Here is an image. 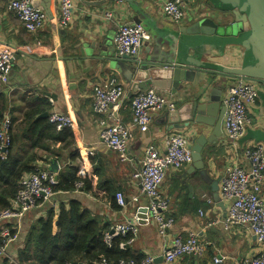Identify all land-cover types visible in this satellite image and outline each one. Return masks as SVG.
<instances>
[{"label": "crops", "instance_id": "obj_1", "mask_svg": "<svg viewBox=\"0 0 264 264\" xmlns=\"http://www.w3.org/2000/svg\"><path fill=\"white\" fill-rule=\"evenodd\" d=\"M10 1L0 0V45H12L16 51V59L7 83L0 82V109L5 107V118L13 122L12 154L20 158H27L29 154L45 158V162L39 161L35 164L49 171L52 162H57L58 175L74 163L79 169L87 170L92 193H86L84 188H81L83 191L77 188L73 193H55L45 205L32 210L20 226H12L17 229L19 235L17 240L10 244L9 255L15 257L23 243L25 232L32 222L44 213V208L45 211L49 208L56 211L53 233L57 234L56 224L61 204L68 207L70 200H77L92 218L100 222L106 232L119 224L136 221L139 234L128 248L136 257L154 256L159 260L156 264H166L163 252L171 246L176 236L188 239L191 234L197 235L206 245L205 254L202 257L187 255L174 264H213L215 258H218L221 264H240L254 256L258 250L254 234L245 226L225 228L227 205L225 204L226 210H223L215 202L212 183L203 182L198 177L185 176L191 165L179 171L169 170L160 189L161 195L169 202L167 216L174 220V225L163 236L150 218L148 200L141 195V185L133 175L141 169L147 148L154 147L164 152V138L172 133L182 134L191 146L196 126L192 125L183 131L168 132L166 112L155 115L149 129L150 143L145 145L143 133L135 130L127 151V162H122L120 156L110 150L100 138L97 121L99 116L93 112L95 86L111 76H117L121 80L129 99L121 110V117L129 125L134 124L130 99L143 91L132 89V82L127 79L128 72L132 73L128 69V63L112 61L120 58L114 47V36L118 27L123 23H137L136 13L130 3L117 0H74L76 20L71 27L65 29L58 24V0H35L36 6L42 8L47 16V25L38 34H30L26 32L18 16L8 10ZM138 1L156 20L159 29L152 30V38L143 43L137 59L140 61L149 58L157 41L161 43L162 50L167 51L166 43H169L175 31L189 26L192 19H196L198 15L207 16L213 11L211 2H216L185 0L190 7V14L184 22L175 23L163 16V0ZM47 5L53 12L55 22L50 20L44 10ZM106 12H111L114 17L106 20L103 17ZM188 56H194V52L190 51ZM208 58L205 55L203 61L206 62ZM195 80L199 84L186 85L188 92L178 90L174 94L172 87L162 92L154 87L149 89H155L171 98L176 103L175 110H178L183 104L192 102L202 88V77ZM233 82L223 85L224 90L219 87L222 98ZM258 88L259 99L249 114L252 126L242 142L243 146L255 143L257 139L260 140L261 134L264 135V87L258 85ZM212 90L209 89V95ZM40 110H45V113L40 115ZM29 111L32 116L35 113V119H49L51 112H60L70 116L76 128L68 129L64 134L46 127L45 132L38 128L35 133H31L30 128L34 129L35 120L24 122ZM206 132L209 134L212 129L208 128ZM82 147L93 152L94 157L83 155ZM203 155L213 180H218L226 167L237 164V160L228 154L224 136L215 145L205 149ZM78 160L81 162L79 166L76 164ZM117 193L123 194L127 200L125 208L118 204ZM135 197L138 199L134 200ZM201 212L204 215H201Z\"/></svg>", "mask_w": 264, "mask_h": 264}, {"label": "built area", "instance_id": "obj_2", "mask_svg": "<svg viewBox=\"0 0 264 264\" xmlns=\"http://www.w3.org/2000/svg\"><path fill=\"white\" fill-rule=\"evenodd\" d=\"M58 24L62 28L71 27L76 20V5L74 0H58ZM190 7L185 0H163L162 13L170 22H184ZM8 10L16 14L30 34H38L47 25V16L42 8L36 6L35 0H11ZM106 20L114 16L106 12ZM151 39L150 33L138 23L121 24L114 36V47L119 57L129 56L138 59L143 43ZM16 59L15 48L10 44L0 45V82L7 83ZM259 99L258 85L238 79L228 86L224 96L226 114L223 121V131L228 154L237 160V164L226 167L220 176V197L227 205V215L224 219L226 229L239 226L248 227L256 238L257 253L240 264H264V145L253 143L243 146L242 142L252 126L251 110ZM127 90L117 76L103 79L95 86L93 96V112L99 116L100 138L113 152L120 156L122 162L129 161L127 151L133 139L135 130L147 132L153 122V117L163 112H172L176 103L169 97L160 94L155 89L140 91L130 99L134 124H126L121 117V110L128 101ZM53 103V101L51 100ZM49 122L59 132L66 128L75 129L76 124L70 116L60 112H51ZM13 128L10 119L5 118L0 128V158L6 159L10 147V132ZM165 151L160 152L154 147L145 151L141 169L133 175L141 185V195L148 200L150 218L156 223L161 235L174 225V220L167 216L169 202L161 195L160 189L169 170L179 171L192 165V150L182 134L172 133L164 138ZM83 155L94 157V153L82 147ZM79 166L80 160L76 162ZM73 165V163L71 164ZM75 165V164H74ZM58 185V175L49 170L37 169L23 177L20 188L11 206L0 212V260L4 257L17 264L14 257L8 254V248L17 240L18 234L12 235V226H20L21 222L34 209L49 201L55 195L54 187ZM78 183L77 188H83ZM118 204L125 208L127 200L121 193L116 194ZM137 200L138 198H133ZM201 215H204L202 212ZM139 234L136 221L125 222L115 226L105 234V241L110 244L118 236L130 235L131 238L122 247L134 243ZM206 252L197 235L191 234L188 239L176 236L171 246L163 252L166 264H174L187 255L202 257ZM97 264H112L102 260ZM119 264H137L133 260H121ZM140 264H156L152 255H147ZM213 264H221L218 258Z\"/></svg>", "mask_w": 264, "mask_h": 264}, {"label": "water", "instance_id": "obj_3", "mask_svg": "<svg viewBox=\"0 0 264 264\" xmlns=\"http://www.w3.org/2000/svg\"><path fill=\"white\" fill-rule=\"evenodd\" d=\"M117 1L130 3L137 23L150 34L152 30L159 31L156 20L138 0ZM215 1L211 2L213 11L207 16L198 15L189 26L175 31L169 43H166L167 51H163L161 43L157 41L154 52L145 61L129 56L112 61L130 65L128 69L132 73L128 72L127 79L132 82L133 90L145 91L154 87L162 92L172 87L174 94L178 90L188 92L186 85L197 86L199 83L195 78L202 77L200 83L203 86L195 99L178 110L166 113L167 131H183L196 126L190 146L193 163L185 176L212 183L215 202L226 210L219 193L220 179L211 178L203 152L224 136L223 121L227 108L220 90L225 89L223 85L243 79L264 87V0ZM44 10L55 22L50 6H44ZM190 51L194 52V56H188ZM205 55L209 57L206 62L203 61ZM209 89H213L210 95ZM208 128L212 129L209 134L206 132ZM143 136L144 144L148 145L151 141L150 130ZM259 139L256 142L264 145V135L261 134ZM50 169L53 173L58 172V163L52 162Z\"/></svg>", "mask_w": 264, "mask_h": 264}, {"label": "trees", "instance_id": "obj_4", "mask_svg": "<svg viewBox=\"0 0 264 264\" xmlns=\"http://www.w3.org/2000/svg\"><path fill=\"white\" fill-rule=\"evenodd\" d=\"M5 109V107L0 109V128L6 117ZM39 113L41 115L45 113V110H40ZM31 120H35L34 129L30 128L31 133H35L38 128H42L45 132V127L58 133L48 118L35 119V113L32 116V112L29 111L25 115L24 122L29 123ZM68 129L59 131V134L66 133ZM12 130L13 128L10 132L11 141L6 159L0 158V212L11 206L19 191L21 179L37 169L35 163L45 162V158H39L34 154H29L27 158L12 154L14 146ZM70 135L72 136V133ZM78 183H83L86 193H92L90 192L92 184L88 179L87 170H81L73 163L58 175V185L53 189L55 193H73L77 190ZM111 201L113 202V199ZM83 207V204L77 200H70L68 207L61 204L59 220L56 224L57 234L53 233L56 211L53 208L45 211L44 208V213L38 216L25 232L23 243L14 257L17 264H97L102 260L112 264H119L121 260L141 263L144 258L134 256L128 246L122 247V244L127 243L131 238L130 235L118 236L108 244L105 241L106 230ZM11 231L12 235L18 233L17 229ZM3 241L0 236V244ZM0 264L15 263L4 257L0 260Z\"/></svg>", "mask_w": 264, "mask_h": 264}, {"label": "bare ground", "instance_id": "obj_5", "mask_svg": "<svg viewBox=\"0 0 264 264\" xmlns=\"http://www.w3.org/2000/svg\"><path fill=\"white\" fill-rule=\"evenodd\" d=\"M175 111V110H174ZM53 173V172H52ZM57 174V173H56ZM58 175V174H57Z\"/></svg>", "mask_w": 264, "mask_h": 264}]
</instances>
